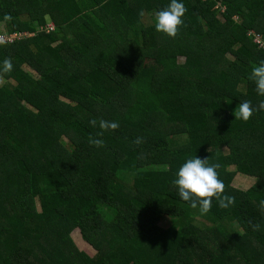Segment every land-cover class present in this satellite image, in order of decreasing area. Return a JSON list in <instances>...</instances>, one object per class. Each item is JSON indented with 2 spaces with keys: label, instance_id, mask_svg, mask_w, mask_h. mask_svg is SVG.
I'll return each mask as SVG.
<instances>
[{
  "label": "trees",
  "instance_id": "1",
  "mask_svg": "<svg viewBox=\"0 0 264 264\" xmlns=\"http://www.w3.org/2000/svg\"><path fill=\"white\" fill-rule=\"evenodd\" d=\"M180 2L171 39L154 27L170 0H0V37L34 35L0 45L13 62L0 85V264H264V112L234 116L264 99L249 79L264 0ZM101 119L119 128L97 148ZM195 156L221 165L233 205L213 199L201 216L179 198L172 181ZM238 174L257 185L235 187Z\"/></svg>",
  "mask_w": 264,
  "mask_h": 264
},
{
  "label": "clouds",
  "instance_id": "2",
  "mask_svg": "<svg viewBox=\"0 0 264 264\" xmlns=\"http://www.w3.org/2000/svg\"><path fill=\"white\" fill-rule=\"evenodd\" d=\"M187 12L185 5L180 0H170V3L162 10L154 14V27L157 33H161L168 38L174 39L178 36L180 27L184 24L183 17ZM138 15L144 17L145 13L141 10ZM5 22L11 21L12 16L5 14ZM3 41L0 40V44ZM13 70L11 58H5L0 62V79L4 74ZM249 79L255 84V92L259 97H264V60L253 65ZM257 111L264 112V99L257 102L255 106L251 100L240 102L234 111L235 120L247 122ZM92 127H97L95 119L89 121ZM101 130L95 137L89 136L90 146L97 148L104 146L102 137L105 132L115 131L119 128V123L101 119L98 124ZM143 141L138 138L134 143L141 144ZM219 163L209 164V158L192 157L186 160L176 173L172 181L177 189L178 196L182 201L189 202L192 209H198L199 215L203 216L210 212L213 199L218 202L220 208H228L235 203V197L224 194L225 184L219 178ZM264 208V201L261 202ZM253 231H259V224L251 225Z\"/></svg>",
  "mask_w": 264,
  "mask_h": 264
},
{
  "label": "rangeland",
  "instance_id": "3",
  "mask_svg": "<svg viewBox=\"0 0 264 264\" xmlns=\"http://www.w3.org/2000/svg\"><path fill=\"white\" fill-rule=\"evenodd\" d=\"M54 28H55L54 25L51 23L47 26V30L49 29L50 32H52L54 30ZM50 32L42 31V33H45V34H49ZM29 38H31V36L25 35L19 42H21V44H24L29 40ZM180 61H182V60H180ZM27 71H29L30 73H35L33 69H27ZM36 75L39 77V74L36 73ZM2 82H3V80L0 79V85L2 84ZM233 185L239 189L247 190L249 188L255 187L257 185V182H256V178L248 177L247 175H244V174L243 175L238 174L234 179ZM161 224L164 227H168L171 224V219L170 218H164V220L162 221ZM72 239H73L75 246L81 252L87 254L91 258H94L97 256V251L94 250L91 246H89L82 239V236L78 230H76L72 234Z\"/></svg>",
  "mask_w": 264,
  "mask_h": 264
},
{
  "label": "built area",
  "instance_id": "4",
  "mask_svg": "<svg viewBox=\"0 0 264 264\" xmlns=\"http://www.w3.org/2000/svg\"><path fill=\"white\" fill-rule=\"evenodd\" d=\"M42 31L50 32L49 29L48 30H40L39 32L42 33ZM52 32H50V33H52ZM25 35L26 34H23V35H4V36L0 37V40L3 41L2 44H4V45H12V44H15L16 42H19ZM29 36L34 37V35H29ZM257 42H259V40H257ZM2 44H0V45H2Z\"/></svg>",
  "mask_w": 264,
  "mask_h": 264
}]
</instances>
